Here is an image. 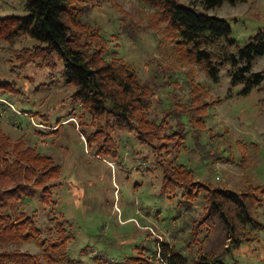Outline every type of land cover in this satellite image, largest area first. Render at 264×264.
<instances>
[{"label": "rangeland", "instance_id": "1", "mask_svg": "<svg viewBox=\"0 0 264 264\" xmlns=\"http://www.w3.org/2000/svg\"><path fill=\"white\" fill-rule=\"evenodd\" d=\"M177 1L201 7L199 0ZM85 4L73 28L82 34V42H92L87 29L100 31L99 44L92 42L89 47L102 45L107 59H122L136 72L150 92L144 109L148 119L160 122L165 114L178 111L200 118L187 122L182 117L184 146L160 155L191 168L195 178L214 186L263 194L264 89L240 92L243 85L230 83L227 63L219 65L218 79L213 80L182 48L159 41L166 23L145 0H86ZM26 12L25 0H0V17ZM206 12L230 25L231 51L264 29V0H223ZM6 29L0 23V83L7 82L0 84V139L7 140L0 151L17 154L20 145L30 146L51 157L59 173L50 181L54 184L50 203H43L38 191L14 201L10 208L32 214L42 229L40 237H57L55 219L64 221L72 232L67 251L81 264H100L97 256L124 259L137 247H154L157 238L180 245L188 228L179 232V239L171 236V226L181 223L172 219L178 198L160 195L162 171L153 148L139 143L133 131L116 127L89 147L86 136L104 120L72 102L75 87L66 82L62 61L45 56L27 34L8 38ZM220 40L225 39L220 37L218 45ZM217 43L209 48L217 51ZM252 69L264 71V54L252 60ZM167 122L164 131L178 126L171 116ZM99 144L117 149L119 155L96 154ZM26 152L22 151L24 159ZM204 207L199 197L190 212L181 211L180 218L190 222ZM252 212L264 225V200ZM248 236V242L233 249L231 257L225 255L224 262L264 264V228L251 230ZM8 243L3 248L36 253L41 264H51L34 241Z\"/></svg>", "mask_w": 264, "mask_h": 264}, {"label": "trees", "instance_id": "2", "mask_svg": "<svg viewBox=\"0 0 264 264\" xmlns=\"http://www.w3.org/2000/svg\"><path fill=\"white\" fill-rule=\"evenodd\" d=\"M145 1L156 9L160 21L166 23L159 41L182 48L213 80L218 79L219 65L227 63L230 83L243 85L240 92L246 93L253 87L264 89V71L252 69V60L264 54V29H259L245 44L231 51L227 46L234 43L230 25L224 18L206 12L223 0H199L200 8L177 0ZM85 3L86 0H25L26 13L5 15L0 17V23L7 25L5 36L8 38L27 34L39 43L38 50L45 56H56L63 62L65 80L75 87L72 102L104 120L86 136L89 147L108 135L111 127H116L133 131L139 143L153 148L162 171L160 195L178 198V212L172 219L181 223L171 226V236L177 235L179 239V232L188 228L180 245L157 238L154 247L149 244L137 247V252L121 260L108 256L95 258L100 264H238L236 259L224 262V256L231 257L233 249L248 242L251 230L264 228L252 212L254 206L263 203L264 193L258 196L252 189L235 191L214 186L195 178L191 168L160 155L163 150L179 151L184 146L186 128L182 117L186 116L187 122L200 118L193 119V112L190 115L187 111H178L165 114L160 122L148 119L144 109L148 106L150 92L136 72L122 59L105 57L107 51H103L102 45H95L102 36L100 31L87 29L95 43L89 47L92 42L89 39L82 42V34L73 28L87 6ZM220 37L225 40H220L218 45ZM216 43L220 52L209 48ZM168 116L175 118L178 126L164 131ZM6 143L2 137L0 147ZM20 146L17 154L4 155L0 151V264H41L36 253L3 248L13 241L36 242L48 263L81 264L67 251L72 232L69 233L64 221L55 219L57 237H40L42 229L36 225L32 214L10 208L14 201L38 191L39 199L50 203L54 188L50 181L59 174L58 165L51 163V157L37 154L30 146L24 149ZM26 150L24 159L22 151ZM94 151L111 158L119 155L117 149L103 144ZM199 197L204 199V210L197 217H190V222L180 218L181 211L190 212Z\"/></svg>", "mask_w": 264, "mask_h": 264}]
</instances>
